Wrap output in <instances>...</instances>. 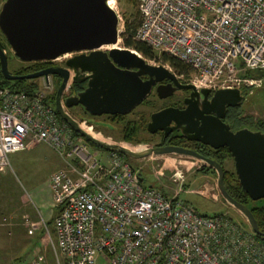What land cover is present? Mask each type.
Listing matches in <instances>:
<instances>
[{"label": "built area", "instance_id": "obj_1", "mask_svg": "<svg viewBox=\"0 0 264 264\" xmlns=\"http://www.w3.org/2000/svg\"><path fill=\"white\" fill-rule=\"evenodd\" d=\"M138 10L135 40L187 66L189 74H178L163 65L197 90L239 89L249 98L264 86V76L249 75L264 72V0H139ZM41 83L33 92L0 87V172L11 168L12 153L36 144L64 162L51 177L58 210L54 238L46 221H39L54 264H264V239L248 222L245 227L228 215H203L177 198L184 172L172 175L180 188L169 198L144 187L120 152L99 160L50 104L55 76ZM79 125L100 140L92 127ZM157 175L164 177V170ZM27 222L29 235H35L38 225ZM19 264L48 263L38 248L32 260Z\"/></svg>", "mask_w": 264, "mask_h": 264}, {"label": "water", "instance_id": "obj_2", "mask_svg": "<svg viewBox=\"0 0 264 264\" xmlns=\"http://www.w3.org/2000/svg\"><path fill=\"white\" fill-rule=\"evenodd\" d=\"M115 0H6L0 10V32L11 50L23 63L52 62L71 55L65 67H50L26 75L9 72L7 51L0 41L1 72L7 81L37 80L52 75L62 79L56 92V112L74 131L100 149L116 150L133 160L164 155H186L209 163L218 171V189L224 199L240 214L249 227L261 236L251 210L235 201L224 184V169L218 162L203 158L179 147H157L135 152L121 145L100 141L83 130L65 110L82 106L91 116L131 114L151 95L153 87L175 75L163 65H153L136 51L120 48L121 19L110 6ZM111 47L107 50L103 48ZM143 76L148 79L143 80ZM87 87L74 92L62 103L68 82ZM173 91H169V89ZM193 89L192 85L180 89ZM179 88L159 86L160 98L172 96ZM167 90V91H166ZM162 91H166L162 93ZM202 89L205 109L189 105L184 111L167 108L154 113L148 132L181 131L184 137L197 140L215 149L226 147L234 160V168L243 191L253 201L264 199V133L244 128L232 132L222 118L228 107H238L246 101L239 89ZM212 113H216L212 115ZM204 115H212L204 117ZM195 136H188V133ZM142 183L143 179L139 177Z\"/></svg>", "mask_w": 264, "mask_h": 264}, {"label": "rangeland", "instance_id": "obj_3", "mask_svg": "<svg viewBox=\"0 0 264 264\" xmlns=\"http://www.w3.org/2000/svg\"><path fill=\"white\" fill-rule=\"evenodd\" d=\"M5 1L0 0V10ZM113 7L121 18L120 30L123 31L125 16L129 17L131 15L134 10L133 6L127 0H121L120 2L115 0ZM0 39L6 45L9 72L15 75L26 63L18 59L6 39L4 40L1 32ZM118 47L124 48L122 41H120ZM103 50H107V48H103ZM34 82L38 86L42 84L41 79L34 80ZM258 90L254 95L246 98L243 110L247 115L264 118V103L261 91ZM50 104L56 110V100L50 101ZM65 110L80 124L85 123L86 126L92 127L97 135H101L100 140L103 142L123 145L135 152L154 148V145L159 142V139L149 140L147 132L142 135L145 142L138 145L120 142V128L123 125L115 123L114 126L105 118H93L78 113L80 110L76 112L67 108ZM154 110H156L154 104L153 107L139 106L133 114L126 118V121L138 120L140 117L148 119L150 113ZM83 115L84 118H82ZM82 140L89 147L91 153L98 155L99 160L106 156L108 151L98 148L83 136ZM136 149L139 151H136ZM10 162L11 168L0 172V264H19L30 261L36 255L38 248L43 255V259L48 264H54L48 237L44 233L45 230L40 229L42 223H39V221L41 217L46 221L51 236L54 238L52 224L58 210L50 187L51 177L56 171L64 167V162L45 144H36L23 151L12 153ZM131 164L136 174H140L143 179L142 185L144 187L161 190L169 198L175 197L177 190L180 188V186L172 183V175L176 170L184 172L185 180L177 196L179 200L194 207L203 215H228L233 220L248 227L246 218L222 196L218 189V177L214 174L198 173V169L202 165L198 160L177 154L153 155L141 160L131 159ZM160 168L165 172L164 177H158L157 175V170ZM226 168L231 171L235 170L231 161L226 163ZM206 189L210 191L208 195L200 193ZM214 194L218 196L217 200L212 198ZM252 205L262 206L264 205V199L253 202ZM27 220L38 225L35 235H29L30 225Z\"/></svg>", "mask_w": 264, "mask_h": 264}, {"label": "trees", "instance_id": "obj_4", "mask_svg": "<svg viewBox=\"0 0 264 264\" xmlns=\"http://www.w3.org/2000/svg\"><path fill=\"white\" fill-rule=\"evenodd\" d=\"M117 1L120 2L121 0H117ZM127 1L133 6L134 10L129 17L125 16L124 30L120 36V38L123 41V47L136 51L139 55H141L144 59H146L149 62L152 61L162 65H169L178 74H189L190 71L188 67L182 64L181 62H179L178 60H176L175 58H172L166 54H158L154 52L145 43L135 40V33L141 22L140 12L138 10L139 0H127ZM0 41L3 48L6 50L5 43H3V40ZM51 65L52 62H37V63L24 64V66H22L15 75H26L30 73H35L44 70ZM249 75L251 77L259 78L264 76V72L256 71L250 73ZM59 86H60V81L56 80V89H58ZM0 87H9L15 90H27L29 92H33L38 88V84H36L34 80L7 81L1 72V66H0ZM258 91H261L262 100L264 103V86ZM56 92L50 98V101L55 100ZM244 95H246L245 91H244ZM82 109L83 110L78 113L84 114L86 116H90L85 111L84 108ZM84 115L82 116V118H84ZM238 115L239 117L242 118L241 120L235 119L234 125H236L237 127L244 125L249 129H251L252 131H261L264 133V118H255L250 115H245L243 110H241ZM126 118L127 117L121 115L106 117L107 121H110L111 124H113L114 126L115 123L118 125H123L122 128H120V142H125L133 145H138L142 142H145V140L142 138V135H144L143 133L147 132V128H146L147 121L143 119L137 121H126ZM74 132L75 135L82 138L80 134H78L76 131ZM103 150L108 152L113 151L108 149H103ZM120 154L131 162V158L125 156L122 153ZM228 157L229 154H227L224 158L226 159ZM224 184L227 192L235 201L239 202L242 205L247 206L251 210L261 233V236L258 237L260 239H264V205L258 207L252 205L253 201L243 191L235 170L232 171L228 169L225 170Z\"/></svg>", "mask_w": 264, "mask_h": 264}, {"label": "flooded vegetation", "instance_id": "obj_5", "mask_svg": "<svg viewBox=\"0 0 264 264\" xmlns=\"http://www.w3.org/2000/svg\"><path fill=\"white\" fill-rule=\"evenodd\" d=\"M156 66H158V65H156ZM50 67H65V62H53L52 65L49 66L48 68H50ZM174 75H175V78L165 79L164 81L156 84L152 89L150 97L142 105H140V106L145 105V106H150V107L152 106L153 107V104H154V107L156 108V110H154L153 112L150 113L148 119L147 118L146 119L141 118V117H140V119H138V120L143 119V120L147 121L146 122V128H147V134L149 135V138H150L149 140L153 141V140L159 139V142L154 145L153 149H155L157 147L172 146V147L183 148V149L188 150V151H193L194 153L200 155L203 158H206V159H209L211 161H215V162H218L219 164H221V166L224 169V173H225V170H227L226 163L228 161H231L232 164L234 165V160H233L230 152L228 151V149L226 147L220 148V149H215V148H213L209 145L203 144L202 142H199L197 140H193V139L184 137L182 135L181 131H179V130L172 131L171 130V128L175 127L174 123H172L170 125V127H168V129H169L168 131H158L155 134H151L148 132V124L151 121V116L156 112H159V111L167 109V108H175V109H179L180 111H184L188 108L189 105H193L195 109H200L201 111H203L205 109L204 108L206 106V104L204 102L205 96L203 93H201V90H197L193 84H191L190 82L187 81V79H181V78H178L176 74H174ZM142 78H143V80L148 79L146 76H143ZM55 80H59L60 83L62 82V79H60L58 77H55ZM170 85L173 86V88H179V89H176L172 96H169L166 98H160V96L157 92L158 87L159 86H170ZM188 85H192L195 88V91L193 89H183V88L180 89V86H188ZM86 87H87V82H85L83 84H72L69 94L63 95L62 103H63L64 107H65V99L68 96H70L74 92H81ZM170 90L173 91L171 88L169 89V91ZM166 91H162V93H165ZM213 95H214L213 91H211L208 94V101L213 98ZM243 106H244V104H242L238 107H228L226 112H225L224 118H222V121L230 127V130L232 132H236L238 130L248 128L244 125L238 126V127L236 125H234L235 119L241 120V118H242V117H239L238 114L241 110H243ZM82 108H83L82 106H77V107H74V108H71L68 110L73 111V112L80 110V112H81L83 110ZM65 109H66V107H65ZM133 112L131 114H133ZM131 114H129V115H131ZM215 114L216 113H212V115H215ZM129 115H126L125 117H128ZM212 115H204V117H210ZM245 115H247V114H245ZM107 116H111V115H103L100 117L91 116V117L100 118V119L105 118L106 119ZM115 116H119V115H115ZM133 121H137V120H133ZM188 136H195V133H192V132L188 133ZM227 154H229V157L225 159L224 157ZM180 156H186V155H180ZM188 157L195 159V160H198L200 163H202V165L198 169V173L201 172V173H206L209 175L214 174L216 177H218V171L215 168H213L209 163H207L201 159L192 157V156H188Z\"/></svg>", "mask_w": 264, "mask_h": 264}, {"label": "bare ground", "instance_id": "obj_6", "mask_svg": "<svg viewBox=\"0 0 264 264\" xmlns=\"http://www.w3.org/2000/svg\"><path fill=\"white\" fill-rule=\"evenodd\" d=\"M115 2V1H114ZM114 2L113 1H111L109 4H110V6L113 8V9H115L114 7H113V4H114ZM107 49H109V48H111V47H106ZM83 129H85L84 127H83ZM86 130V129H85ZM87 131V130H86ZM95 138H97L96 136H95ZM125 148H127V149H130L129 147H126V146H124ZM130 150H133V149H130ZM136 151H139V150H137L136 149Z\"/></svg>", "mask_w": 264, "mask_h": 264}]
</instances>
